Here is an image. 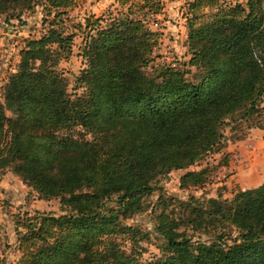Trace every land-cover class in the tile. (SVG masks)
<instances>
[{"label": "trees", "instance_id": "trees-1", "mask_svg": "<svg viewBox=\"0 0 264 264\" xmlns=\"http://www.w3.org/2000/svg\"><path fill=\"white\" fill-rule=\"evenodd\" d=\"M142 1L150 13L163 9ZM75 2L0 0L6 20L38 3L52 16L44 32L25 39L3 84L0 169L67 209L15 221L18 264H264V181L231 197L161 193L155 259H141L149 232L123 222L162 192L161 177L182 169L181 186L202 185L206 170L191 165L251 128L264 130V0H189L188 68L164 65L155 74L144 68L159 33L128 10L86 41L85 88L71 97L59 62L72 34L57 23ZM226 127L239 133L226 137Z\"/></svg>", "mask_w": 264, "mask_h": 264}, {"label": "rangeland", "instance_id": "rangeland-1", "mask_svg": "<svg viewBox=\"0 0 264 264\" xmlns=\"http://www.w3.org/2000/svg\"><path fill=\"white\" fill-rule=\"evenodd\" d=\"M158 1L163 4V9L158 14L150 13L146 8H140L139 6L143 4L142 0H76L72 7L64 10L61 16L63 22L57 25L63 27L66 33L72 34V43L69 55L59 62V69L67 79V92L71 97L82 93L85 88L80 77L81 71L87 66V59L83 56L86 41L96 34L99 26L105 27L113 19L129 16L128 10L134 11L131 18H144L150 29L159 33L157 46L154 47L150 56L151 60L144 68L147 73L155 74L161 66L171 65L170 62H175L176 67L180 69L188 68L186 63L189 54L184 40L186 30L183 28V23L186 24V4L189 0ZM224 1L234 2V0ZM240 1L244 3L246 0ZM50 18L52 16H47L43 10V3H38L33 9L26 10L19 19L6 20L4 15H0V95L8 73L16 68L19 49L23 46L25 39L38 37L44 32L49 27ZM95 19L99 22H93ZM86 20L93 23L91 29L85 25ZM235 133L239 131L233 133L228 127L224 128L226 137ZM233 141L235 140H228L227 143L232 144ZM227 160L228 154L223 148L219 153L208 154L191 165L187 170L202 168L206 170L205 175L208 178L202 185L181 186L180 177L185 170L171 171L159 180L162 192L156 189L146 198L147 209L123 220L124 223L137 225L149 232V239L140 242L143 249L142 260L155 259L161 255L160 245L163 238L156 231L154 218V211L158 212L161 207L158 196L162 193L165 197L174 196L179 199H187L190 195L201 198L219 194L222 197H231L238 188L233 185V182L229 183L231 172ZM107 205L116 207L113 201H109ZM173 208L170 206V209ZM65 211L67 209L61 206L58 197L43 199L11 168L0 169V264H18L19 262L21 253L15 232V221L18 218L25 213L33 215L51 212L59 215ZM173 212L177 211L173 210ZM19 230L21 233L24 231L23 228ZM202 238L206 239L207 235H202ZM125 245L128 247L127 244Z\"/></svg>", "mask_w": 264, "mask_h": 264}, {"label": "crops", "instance_id": "crops-1", "mask_svg": "<svg viewBox=\"0 0 264 264\" xmlns=\"http://www.w3.org/2000/svg\"><path fill=\"white\" fill-rule=\"evenodd\" d=\"M183 28L186 30L185 22ZM231 143L224 147L231 172L229 183L240 189L259 185L264 181V130L251 128L245 137Z\"/></svg>", "mask_w": 264, "mask_h": 264}, {"label": "built area", "instance_id": "built-area-1", "mask_svg": "<svg viewBox=\"0 0 264 264\" xmlns=\"http://www.w3.org/2000/svg\"><path fill=\"white\" fill-rule=\"evenodd\" d=\"M170 64H171V66H174V67H176V63L175 62H170Z\"/></svg>", "mask_w": 264, "mask_h": 264}]
</instances>
